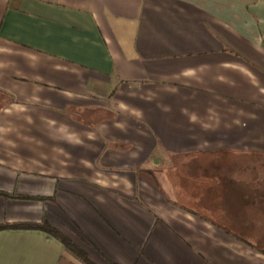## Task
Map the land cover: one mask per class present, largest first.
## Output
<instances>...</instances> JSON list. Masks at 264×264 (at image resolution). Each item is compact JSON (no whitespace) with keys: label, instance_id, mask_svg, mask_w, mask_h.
Here are the masks:
<instances>
[{"label":"crops","instance_id":"0c3cea01","mask_svg":"<svg viewBox=\"0 0 264 264\" xmlns=\"http://www.w3.org/2000/svg\"><path fill=\"white\" fill-rule=\"evenodd\" d=\"M43 223L264 264V0H0V264H85Z\"/></svg>","mask_w":264,"mask_h":264},{"label":"trees","instance_id":"16d2710c","mask_svg":"<svg viewBox=\"0 0 264 264\" xmlns=\"http://www.w3.org/2000/svg\"><path fill=\"white\" fill-rule=\"evenodd\" d=\"M14 227H32V228H38L44 230L49 234H52L58 239H60L64 244V246L66 247V249H68L70 252H72L74 255L80 258L85 264H96L91 260L88 253L84 249H82L77 243H75L71 238H69L63 232L56 229L55 227H52L50 224L43 223V224H31V225H16ZM0 228H2V226H0Z\"/></svg>","mask_w":264,"mask_h":264}]
</instances>
